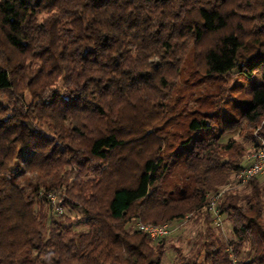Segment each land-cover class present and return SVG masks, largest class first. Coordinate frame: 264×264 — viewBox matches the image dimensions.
<instances>
[{
    "label": "trees",
    "instance_id": "trees-1",
    "mask_svg": "<svg viewBox=\"0 0 264 264\" xmlns=\"http://www.w3.org/2000/svg\"><path fill=\"white\" fill-rule=\"evenodd\" d=\"M263 119L264 0H0V264H163L135 224L187 217L173 264H264V181L221 192Z\"/></svg>",
    "mask_w": 264,
    "mask_h": 264
},
{
    "label": "rangeland",
    "instance_id": "rangeland-1",
    "mask_svg": "<svg viewBox=\"0 0 264 264\" xmlns=\"http://www.w3.org/2000/svg\"><path fill=\"white\" fill-rule=\"evenodd\" d=\"M184 78H187V77H184ZM237 80H238V82H240L242 84V88H240L238 91H236L237 94H233L232 99H235V98L248 99L250 96L251 90L257 86L262 85V81H261L258 74H254L251 77H239ZM189 82L192 83L191 78H189ZM181 89H184L185 95H186V98L183 102V103H185V107L183 106V108H182L183 113L186 114V117L188 115L187 113L192 111L196 107L197 104H196L195 99L198 96L202 100V97H204V95L212 93L210 91L211 87H208V86H206V87H204V86L203 87H201V86L197 87L196 86L193 89H190V88L188 89V87L182 86ZM226 94H227V92L225 90L224 95H226ZM263 121H264V119L262 120V122ZM260 125H261V122H260ZM232 135L235 136V133ZM252 135H253V139H255L257 136V130H255ZM252 145H251V147H252ZM258 178L260 179V181H264V173H262ZM20 184L25 185L24 187L26 189H28L30 187L29 182H27L24 179H21ZM243 185L244 184L237 183V181H233L229 185L222 188L221 192H225L229 189L239 190V189L243 188ZM55 200L57 203L58 201L56 198H55ZM63 211L66 212L65 209ZM67 214L72 219H78V217H79V214L76 212H72V213L67 212ZM187 220H188V217L186 218V221ZM186 221L181 225L172 226V227H174V230H172L171 233L167 236L168 237L167 238V246L169 248L167 249L163 264H173L174 258H175V250H174L175 248L183 250L184 253H188L192 249L194 241L196 240V234L199 231V227L197 225L196 226L191 225L188 222L186 223ZM217 222H219V221H217ZM75 227L78 229H81L80 225H75ZM179 227H180V229L177 230L176 228H179ZM220 229L226 238L230 237V226L227 222L222 221V223L220 224Z\"/></svg>",
    "mask_w": 264,
    "mask_h": 264
},
{
    "label": "built area",
    "instance_id": "built-area-1",
    "mask_svg": "<svg viewBox=\"0 0 264 264\" xmlns=\"http://www.w3.org/2000/svg\"><path fill=\"white\" fill-rule=\"evenodd\" d=\"M262 123H264V121ZM262 173H264V140L260 137H256V144L246 154L244 164L236 174V181L239 184H245L251 178L261 175ZM217 197L218 196L212 199L209 208V210L214 214H216L215 200L217 199ZM51 201L54 205L55 211L60 213L61 208L58 206V204H55V198L51 197ZM217 221L218 219L216 220V222ZM135 226L139 231L145 233L151 239H160L167 237L171 233V231L174 230V227L168 225H143L139 222H137Z\"/></svg>",
    "mask_w": 264,
    "mask_h": 264
}]
</instances>
